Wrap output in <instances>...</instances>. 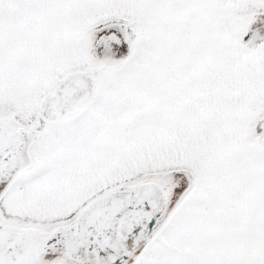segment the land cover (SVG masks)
<instances>
[{
	"label": "snow or ice",
	"instance_id": "6c2138e0",
	"mask_svg": "<svg viewBox=\"0 0 264 264\" xmlns=\"http://www.w3.org/2000/svg\"><path fill=\"white\" fill-rule=\"evenodd\" d=\"M0 264H264V0H0Z\"/></svg>",
	"mask_w": 264,
	"mask_h": 264
}]
</instances>
